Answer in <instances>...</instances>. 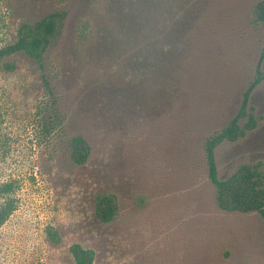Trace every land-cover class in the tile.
Returning a JSON list of instances; mask_svg holds the SVG:
<instances>
[{
    "label": "rangeland",
    "instance_id": "374dc122",
    "mask_svg": "<svg viewBox=\"0 0 264 264\" xmlns=\"http://www.w3.org/2000/svg\"><path fill=\"white\" fill-rule=\"evenodd\" d=\"M259 1L191 0L206 71L185 101L163 105L156 93L140 103L126 95L136 75L126 72L123 40L115 43L145 0H0V50L22 23L67 14L43 69L24 52L0 59V186L13 185L0 203L15 206L0 227V264H76L74 244L94 250V264H264V218L219 208L201 148L236 115L254 78ZM159 2L176 13L178 0ZM45 80L57 102L50 134ZM250 105L259 125L218 148L221 178L240 164L264 170V81ZM76 135L92 147L84 165L71 159ZM106 192L119 204L108 224L95 213Z\"/></svg>",
    "mask_w": 264,
    "mask_h": 264
},
{
    "label": "trees",
    "instance_id": "16d2710c",
    "mask_svg": "<svg viewBox=\"0 0 264 264\" xmlns=\"http://www.w3.org/2000/svg\"><path fill=\"white\" fill-rule=\"evenodd\" d=\"M177 3L174 17V13L168 10L169 5L164 2L145 0L142 3L143 11L131 17L126 24L125 34H120L121 37L117 36L115 40L119 46L122 40L124 42L121 50L128 56L126 72L136 75L133 77L134 81L129 83L126 95L137 103H140L144 96L155 93L163 105L172 101H185L192 93L191 88H194L193 92L197 90V76H202L206 71L204 61L200 60V44L192 39L199 37L194 34V30L197 28L200 9L197 5L191 6V0H178ZM66 16L65 12L53 13L41 20L22 23L17 41L0 50V59L24 52L43 69L46 53L63 33ZM174 18L176 19L173 20ZM253 21L262 28L263 41L254 78L243 94L236 115L220 131L207 133L201 142V148L208 179L215 188L219 208L231 213H258L264 218L263 164H240L229 176L221 178L216 155L219 147L245 138L259 125L250 99L264 81V0L255 5ZM45 86L49 98L40 108L42 115L49 112L48 121L45 123V117L43 127L50 134L58 121L54 113L57 102L51 84L46 81ZM151 89H154V92ZM69 149L71 159L77 165L86 164L92 154V147L83 135L73 136ZM12 191V184L1 185L0 199ZM13 202L7 198L0 203V227L14 211ZM118 211V198L115 194L106 192L97 197L95 213L100 221L111 223L116 219ZM48 233L53 242L60 241L55 231L49 229ZM70 251L76 264L95 263L96 254L90 248L74 244Z\"/></svg>",
    "mask_w": 264,
    "mask_h": 264
}]
</instances>
